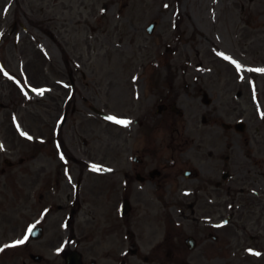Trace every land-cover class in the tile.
I'll list each match as a JSON object with an SVG mask.
<instances>
[{"label":"rangeland","instance_id":"rangeland-1","mask_svg":"<svg viewBox=\"0 0 264 264\" xmlns=\"http://www.w3.org/2000/svg\"><path fill=\"white\" fill-rule=\"evenodd\" d=\"M0 60V246L25 241L11 264L67 245L113 262V219L166 264H182L179 233L209 244L190 264H264V0H0Z\"/></svg>","mask_w":264,"mask_h":264},{"label":"flooded vegetation","instance_id":"flooded-vegetation-1","mask_svg":"<svg viewBox=\"0 0 264 264\" xmlns=\"http://www.w3.org/2000/svg\"><path fill=\"white\" fill-rule=\"evenodd\" d=\"M135 234H130L128 236H126V240L122 241V243L119 245V248L116 249L114 252H115V255L113 254V257H115L113 259V264H164V260H162L159 255H158V250L154 249L153 250V254L154 256L152 258H144V262L141 259H138V260H131V257L133 255L136 254V256L138 257L139 256V247L137 246V244L135 243V241H133V239H135L134 237ZM69 236H67L66 240H68ZM59 249V246L56 245V250ZM126 251V252H124ZM20 252H21V249L18 248L16 250V252L11 256L12 258H17L19 259V256H20ZM5 254V253H3ZM33 253L31 252L30 255H32ZM60 254V259L61 261L58 263L55 259V256L53 255H49L48 258L46 256H44L39 262H44L45 264H65L67 263V257L69 255V249L68 247L66 249H62L59 251ZM83 264H87L85 262V258H84V263Z\"/></svg>","mask_w":264,"mask_h":264},{"label":"snow or ice","instance_id":"snow-or-ice-1","mask_svg":"<svg viewBox=\"0 0 264 264\" xmlns=\"http://www.w3.org/2000/svg\"><path fill=\"white\" fill-rule=\"evenodd\" d=\"M165 7H167V5H165ZM7 11H8V9L5 8V12H7ZM224 58L226 60H231L232 59L231 57H228V56H225ZM232 63H234L236 65L237 69H239L241 67L235 60H232ZM251 71L264 72V69H251ZM33 91H37L38 94L43 95L44 91H46V90H44V89H41V90L33 89ZM262 118H264V113H262ZM108 119L112 120L116 124L123 125L125 127H128L132 123V121H130V120L118 119L116 117H108ZM0 147H2V145H0ZM61 158H63V157H61ZM93 170L94 171H101V168L99 166H94ZM108 171H111V169H108ZM31 231L32 230L29 229V233H31ZM24 242H25L24 240H18V241H16V244H23ZM11 246L14 247L15 245H11ZM5 247H10V246L6 245ZM0 251H3V249L0 248Z\"/></svg>","mask_w":264,"mask_h":264},{"label":"water","instance_id":"water-1","mask_svg":"<svg viewBox=\"0 0 264 264\" xmlns=\"http://www.w3.org/2000/svg\"><path fill=\"white\" fill-rule=\"evenodd\" d=\"M237 128H238V129H243V128H244V125H243L242 123H239V124L237 125Z\"/></svg>","mask_w":264,"mask_h":264}]
</instances>
